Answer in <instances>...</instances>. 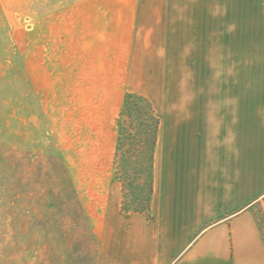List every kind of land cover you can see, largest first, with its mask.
Instances as JSON below:
<instances>
[{"label":"rangeland","instance_id":"374dc122","mask_svg":"<svg viewBox=\"0 0 264 264\" xmlns=\"http://www.w3.org/2000/svg\"><path fill=\"white\" fill-rule=\"evenodd\" d=\"M228 1L0 0V264H109L116 202L150 196L148 103L221 54Z\"/></svg>","mask_w":264,"mask_h":264},{"label":"crops","instance_id":"0c3cea01","mask_svg":"<svg viewBox=\"0 0 264 264\" xmlns=\"http://www.w3.org/2000/svg\"><path fill=\"white\" fill-rule=\"evenodd\" d=\"M227 7L221 54L154 105L149 210L116 202L109 264H264V0Z\"/></svg>","mask_w":264,"mask_h":264},{"label":"trees","instance_id":"16d2710c","mask_svg":"<svg viewBox=\"0 0 264 264\" xmlns=\"http://www.w3.org/2000/svg\"><path fill=\"white\" fill-rule=\"evenodd\" d=\"M137 100L145 101V99L140 97V96H136L134 94H126L125 97H124L125 111L128 110L131 107V105H133V107H135V104L132 101H137ZM148 107H149V110H150V112L152 114V119L154 121V126H153V131H154L153 151H154V148H155V145H156L157 130H158L159 121H158V119H157V117H156V115L154 113V110L152 109V107H151V105L149 103H148ZM152 159H153V153H152ZM151 169H152V166H151ZM151 177H152V173H151ZM151 196H152V183H151V190H150L149 200H148V203H147L145 209H142L141 211L135 210L134 212H136V213H147L148 210H149V206H150Z\"/></svg>","mask_w":264,"mask_h":264}]
</instances>
